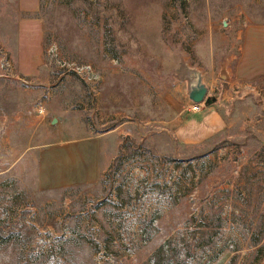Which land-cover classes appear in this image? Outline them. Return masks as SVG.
Wrapping results in <instances>:
<instances>
[{
  "label": "rangeland",
  "instance_id": "rangeland-1",
  "mask_svg": "<svg viewBox=\"0 0 264 264\" xmlns=\"http://www.w3.org/2000/svg\"><path fill=\"white\" fill-rule=\"evenodd\" d=\"M248 30L264 0H0V264H264ZM79 136L102 138L99 180L41 189L40 148Z\"/></svg>",
  "mask_w": 264,
  "mask_h": 264
},
{
  "label": "crops",
  "instance_id": "crops-1",
  "mask_svg": "<svg viewBox=\"0 0 264 264\" xmlns=\"http://www.w3.org/2000/svg\"><path fill=\"white\" fill-rule=\"evenodd\" d=\"M31 21L38 22L35 17L20 20V29L25 30L23 29L25 28L24 25ZM263 33V30L259 34L252 30L246 41L247 47L243 56L250 60L255 58L251 60V71L264 70ZM27 34L29 35L30 32L28 31ZM33 40L34 46H30L27 50H22L21 48L18 53L17 63L21 69L29 70L39 64L42 45L40 30L34 34ZM256 55L260 59H257ZM259 62L262 65L258 67ZM101 153L102 138L98 136H79L55 140L43 145L39 150L38 186L41 189H51L98 181L102 174Z\"/></svg>",
  "mask_w": 264,
  "mask_h": 264
},
{
  "label": "water",
  "instance_id": "water-1",
  "mask_svg": "<svg viewBox=\"0 0 264 264\" xmlns=\"http://www.w3.org/2000/svg\"><path fill=\"white\" fill-rule=\"evenodd\" d=\"M226 77L225 75L223 76ZM209 88L202 82H200L198 85L194 86L192 90L190 91V97L194 102L200 103L205 101L206 104H211L216 100L215 96L209 95ZM56 118H54L53 121H55Z\"/></svg>",
  "mask_w": 264,
  "mask_h": 264
},
{
  "label": "trees",
  "instance_id": "trees-1",
  "mask_svg": "<svg viewBox=\"0 0 264 264\" xmlns=\"http://www.w3.org/2000/svg\"><path fill=\"white\" fill-rule=\"evenodd\" d=\"M262 239H263V236L260 235L259 237L255 238V240H254L255 245H259V250H261L263 248Z\"/></svg>",
  "mask_w": 264,
  "mask_h": 264
},
{
  "label": "built area",
  "instance_id": "built-area-1",
  "mask_svg": "<svg viewBox=\"0 0 264 264\" xmlns=\"http://www.w3.org/2000/svg\"><path fill=\"white\" fill-rule=\"evenodd\" d=\"M2 62H3V66L6 68L11 67V65H12L11 60L9 58H6V57H4L2 59Z\"/></svg>",
  "mask_w": 264,
  "mask_h": 264
}]
</instances>
